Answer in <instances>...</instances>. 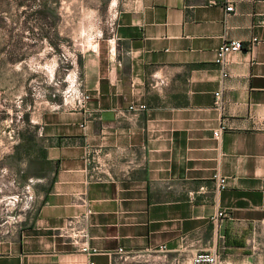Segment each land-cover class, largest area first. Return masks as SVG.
I'll return each mask as SVG.
<instances>
[{
	"label": "crops",
	"instance_id": "0c3cea01",
	"mask_svg": "<svg viewBox=\"0 0 264 264\" xmlns=\"http://www.w3.org/2000/svg\"><path fill=\"white\" fill-rule=\"evenodd\" d=\"M80 76L83 107L30 115L45 169L3 198L0 264H264V0H123Z\"/></svg>",
	"mask_w": 264,
	"mask_h": 264
},
{
	"label": "rangeland",
	"instance_id": "374dc122",
	"mask_svg": "<svg viewBox=\"0 0 264 264\" xmlns=\"http://www.w3.org/2000/svg\"><path fill=\"white\" fill-rule=\"evenodd\" d=\"M38 1L0 0V208L7 195L16 197L9 198L13 208L28 196L31 185L16 187L15 181L30 163L39 173L45 169L44 141L35 135L30 115L73 102L82 88V55L110 33L123 0H58L55 24L34 12ZM46 187L32 185L38 191Z\"/></svg>",
	"mask_w": 264,
	"mask_h": 264
},
{
	"label": "built area",
	"instance_id": "2783aa9c",
	"mask_svg": "<svg viewBox=\"0 0 264 264\" xmlns=\"http://www.w3.org/2000/svg\"><path fill=\"white\" fill-rule=\"evenodd\" d=\"M227 11L233 10V5L229 4L226 6ZM256 41V38L252 39V42L249 44L250 46L253 45V43ZM243 47L241 41L239 40H231V41H223L217 48L216 51V58L215 62L220 65V67H223L225 64V55L229 52L238 51ZM225 73L223 72V76ZM215 95V104L219 105L220 103V92L217 91L214 93ZM89 98V95L87 93H84L83 91H79L74 98L73 105L74 106H80L83 107L87 99ZM128 108L130 110L140 111L146 108L145 104H138V105H129ZM224 125H220L216 129L213 130L214 136H218L219 132L224 129ZM95 180H101L102 177L95 176L93 177ZM212 179L215 184L216 189H223L225 187V177L220 175L219 173H214L212 176ZM225 211L221 210L217 212V217L224 216ZM81 250L87 254H93L97 252V249L94 247H88V246H82ZM159 250L165 251L166 246L160 245ZM119 252L125 253L122 248H118ZM190 264H222V261L220 259L219 254L216 251H197L189 258ZM89 264H94L93 262H90Z\"/></svg>",
	"mask_w": 264,
	"mask_h": 264
},
{
	"label": "trees",
	"instance_id": "16d2710c",
	"mask_svg": "<svg viewBox=\"0 0 264 264\" xmlns=\"http://www.w3.org/2000/svg\"><path fill=\"white\" fill-rule=\"evenodd\" d=\"M58 3V0H55L54 5H51V2L49 0H39L36 3L37 8L35 9V13L37 12L40 15H47L51 18L52 24H55V21L57 19V14L55 10V5ZM55 33V32H54Z\"/></svg>",
	"mask_w": 264,
	"mask_h": 264
}]
</instances>
